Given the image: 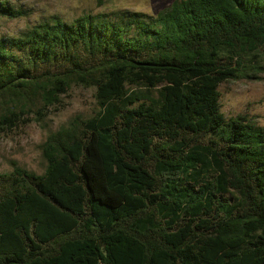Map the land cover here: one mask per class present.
Wrapping results in <instances>:
<instances>
[{
    "label": "trees",
    "instance_id": "obj_1",
    "mask_svg": "<svg viewBox=\"0 0 264 264\" xmlns=\"http://www.w3.org/2000/svg\"><path fill=\"white\" fill-rule=\"evenodd\" d=\"M15 13L0 0V18ZM256 57L264 0L0 37V131L43 120L72 86L98 106L47 133L42 173H0V264H264V127L227 119L218 90Z\"/></svg>",
    "mask_w": 264,
    "mask_h": 264
},
{
    "label": "rangeland",
    "instance_id": "obj_2",
    "mask_svg": "<svg viewBox=\"0 0 264 264\" xmlns=\"http://www.w3.org/2000/svg\"><path fill=\"white\" fill-rule=\"evenodd\" d=\"M16 12L0 18V37H18L36 24L60 18L70 23L84 14L114 18L123 11L155 16L173 0H7ZM258 60V63L256 62ZM220 109L228 119L246 114L264 127V58L252 60V75L228 80L218 87ZM94 89L72 86L60 102L46 111L43 120L31 113L17 125L0 131V173L10 172L13 164L42 173L45 160L40 145L47 133L65 125L73 116L85 117L97 111Z\"/></svg>",
    "mask_w": 264,
    "mask_h": 264
}]
</instances>
